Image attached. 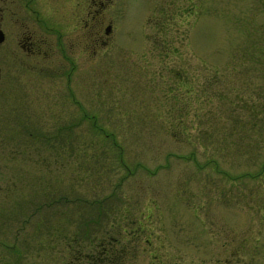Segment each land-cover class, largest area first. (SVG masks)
Instances as JSON below:
<instances>
[{
    "label": "rangeland",
    "instance_id": "obj_1",
    "mask_svg": "<svg viewBox=\"0 0 264 264\" xmlns=\"http://www.w3.org/2000/svg\"><path fill=\"white\" fill-rule=\"evenodd\" d=\"M94 7L111 28L68 85L11 41L66 16L1 23L21 61L0 52V219H18L19 264L101 243L97 264H264V0Z\"/></svg>",
    "mask_w": 264,
    "mask_h": 264
},
{
    "label": "flooded vegetation",
    "instance_id": "obj_2",
    "mask_svg": "<svg viewBox=\"0 0 264 264\" xmlns=\"http://www.w3.org/2000/svg\"><path fill=\"white\" fill-rule=\"evenodd\" d=\"M9 7L5 6V3L0 5V31L2 34V38L0 40V47L3 48L0 50L1 56H9V59H12L15 62L20 63V59L17 56H13L10 48V40H7L6 34L1 27V23L3 25L6 24L4 21V16H12L15 15L16 12H21V14H25L29 12L32 16V19L36 23L37 17L39 15L48 16L49 19L55 17V14L59 16H66V18H61L59 24L50 25L45 22L43 19L40 25L43 29L36 27H31V32L28 33H20V35H16L11 40L14 44H16L24 53H27L31 56V62H29V69L35 68L37 65L39 69H42V66L49 67L52 65V69H56L59 72L56 74L61 79L60 82L68 85L70 79V73L73 71L74 66H78L77 57H78V48L82 47L84 44L87 45V42L92 41V45L90 44L91 51L94 54L96 51L97 45L99 42H105L104 38H106V32H108V26L102 25L98 23L96 16H99L100 13H104V11L99 12L96 10L94 5H99L103 2V4H107L109 0H67V7L63 8L61 5H58L55 8H46L44 3L41 0H8ZM82 1H86V9L79 10L78 5L82 3ZM29 5H31L29 7ZM82 6V5H80ZM109 10L113 11L114 7H109ZM57 10L63 11L60 14ZM80 11L81 20L84 23L76 22V13ZM35 17V18H33ZM58 19V18H57ZM92 19V20H91ZM96 19V22H95ZM55 19L53 18L52 21ZM90 20V23L86 21ZM45 22V23H44ZM89 26V28L84 31L83 26ZM111 28V27H110ZM101 31L103 32L101 34ZM47 36V38H43V35ZM6 44V45H5ZM65 46L70 48L69 53L66 52ZM49 55V56H48ZM42 58L43 56H48L47 59L45 57V61L36 62V58ZM50 60L54 62L51 63ZM68 70L64 72L63 69ZM63 75L65 76V80L62 81ZM1 77V74H0ZM71 100L75 103L72 104L75 107H80L78 100L73 98L74 94L72 90H68ZM56 96V95H54ZM7 224L8 227H5L4 224ZM18 219H0V237L1 239L11 238V242L8 244H2L0 246V264H19L18 261V250L19 248L16 245L17 237L19 238V224ZM4 237V238H3ZM6 239V240H8ZM104 246H99V248L89 250L86 252H82L73 258H70L68 262L65 264H97L99 261L100 253L105 254L106 251H112L110 243H101ZM100 245V244H99ZM79 250V249H78ZM76 251V250H75ZM83 253V254H82Z\"/></svg>",
    "mask_w": 264,
    "mask_h": 264
},
{
    "label": "water",
    "instance_id": "obj_3",
    "mask_svg": "<svg viewBox=\"0 0 264 264\" xmlns=\"http://www.w3.org/2000/svg\"><path fill=\"white\" fill-rule=\"evenodd\" d=\"M1 38H2V34H1V31H0V40H1Z\"/></svg>",
    "mask_w": 264,
    "mask_h": 264
}]
</instances>
